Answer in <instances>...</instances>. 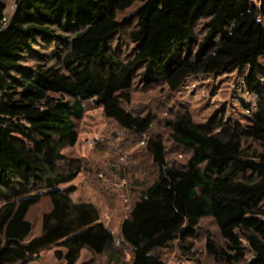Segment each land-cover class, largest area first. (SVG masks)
I'll return each mask as SVG.
<instances>
[{"label":"trees","instance_id":"1","mask_svg":"<svg viewBox=\"0 0 264 264\" xmlns=\"http://www.w3.org/2000/svg\"><path fill=\"white\" fill-rule=\"evenodd\" d=\"M16 3L4 26L7 1L0 0V264L38 259L53 245L67 264L85 249L126 264L98 207L72 199L80 167L63 150L78 141L75 119L94 101L119 127L144 136L157 117L127 107L136 80L175 93L190 78L234 71L245 72L258 111L245 125L215 115L202 125L189 111L164 119L190 157L169 164L163 140L148 138L160 173L120 232L127 264H164L158 252L195 239L201 219L211 217L224 242L208 239L217 260L264 264V0ZM131 26L132 49L123 56L114 41ZM43 198L50 208L32 236L28 214Z\"/></svg>","mask_w":264,"mask_h":264},{"label":"rangeland","instance_id":"2","mask_svg":"<svg viewBox=\"0 0 264 264\" xmlns=\"http://www.w3.org/2000/svg\"><path fill=\"white\" fill-rule=\"evenodd\" d=\"M11 1L8 0L7 4L10 5ZM134 10L135 7L120 14L119 18H125ZM131 28H126L114 41V46L121 49L123 56L132 49L127 34ZM244 73L234 71L190 78L175 93L168 92L163 85H148L136 80L127 107L136 115L152 113L157 117L144 136L119 127L105 116L102 107L94 101L86 102L82 117L75 119L78 141L75 146L63 150L80 167V172L69 184L75 186L72 199L75 202L93 203L98 207L101 221L114 234L116 248L125 252L123 259L126 264L131 261V253L122 239L121 224L134 202L157 180L160 173L147 149L148 138L163 140L169 164L182 165L190 153L171 139L170 129L165 126L164 119L189 111L198 124H209L215 115L245 125L246 115L258 111V99L255 94H249L244 89ZM244 103L252 106L250 113L246 111ZM49 208V200L43 198L30 210L28 219L33 224L32 236L39 234L42 215ZM209 237L216 246L224 245L215 220L205 217L200 221L195 239L184 244L176 241L160 250L158 255L164 264H228L217 260L210 253L207 248ZM56 249L57 245L48 247L41 250L38 259L33 256L21 264H67L64 259H57ZM76 264L114 263L109 262L106 255H96L85 249ZM233 264H244V261Z\"/></svg>","mask_w":264,"mask_h":264},{"label":"built area","instance_id":"3","mask_svg":"<svg viewBox=\"0 0 264 264\" xmlns=\"http://www.w3.org/2000/svg\"><path fill=\"white\" fill-rule=\"evenodd\" d=\"M8 2V0H6ZM251 2H253L254 4L256 5H260L261 4V0H250ZM17 6V3H16V0H12L11 1V4H7V7H6V15L4 16L3 18V25L5 26L7 23H8V17H9V12L14 10L15 7ZM261 19L259 18L258 21H260Z\"/></svg>","mask_w":264,"mask_h":264},{"label":"crops","instance_id":"4","mask_svg":"<svg viewBox=\"0 0 264 264\" xmlns=\"http://www.w3.org/2000/svg\"><path fill=\"white\" fill-rule=\"evenodd\" d=\"M13 11V10H12ZM12 11H10L9 13H11Z\"/></svg>","mask_w":264,"mask_h":264}]
</instances>
